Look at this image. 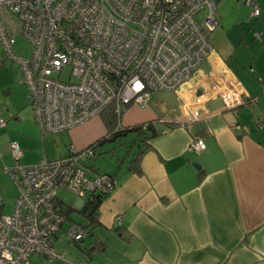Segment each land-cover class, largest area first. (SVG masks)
Wrapping results in <instances>:
<instances>
[{
	"label": "crops",
	"instance_id": "crops-1",
	"mask_svg": "<svg viewBox=\"0 0 264 264\" xmlns=\"http://www.w3.org/2000/svg\"><path fill=\"white\" fill-rule=\"evenodd\" d=\"M234 2L239 9L229 8L227 0L214 1L218 28L210 35L212 51L180 89L153 92L148 107L131 105L112 125L100 114L103 123L75 127L74 135L55 133L67 155L71 146L84 149L115 126L152 121L158 133L145 144L129 136L136 150L131 147L118 157L114 172L104 173L115 180L99 206V231L64 251L69 241L64 233L56 235L53 244L61 242L56 251L65 264H264V18L248 27L254 18L243 15L240 0ZM258 6L260 18L264 0ZM1 74L0 118L6 124L0 127V216H9L17 194L9 143L19 144L20 164L44 158L29 145L39 131L22 76L10 84ZM215 84L240 85L254 102L235 109H225L218 98L197 103L196 93ZM193 112L198 117L187 122ZM127 134L102 145L123 143ZM193 139L205 143L199 153L187 150ZM45 157L61 154L50 151ZM71 221L69 216L65 224Z\"/></svg>",
	"mask_w": 264,
	"mask_h": 264
},
{
	"label": "built area",
	"instance_id": "built-area-1",
	"mask_svg": "<svg viewBox=\"0 0 264 264\" xmlns=\"http://www.w3.org/2000/svg\"><path fill=\"white\" fill-rule=\"evenodd\" d=\"M244 2L251 16L260 15L255 0ZM204 8L208 13L200 20ZM215 13L213 0H0V46L19 65L40 132L57 133L110 105L117 113L131 105L146 108L153 92L180 89L212 51ZM18 34L31 44L27 59L13 54ZM196 94L197 103L218 98L225 109L254 102L240 85L215 84ZM5 124L0 118V127ZM204 148L202 139H193L187 150ZM9 149L17 194L12 214L0 216V264H35L31 255L64 261L54 249L58 232L74 243L88 231L74 221L63 227L67 216L57 191L73 192L82 206L88 195L109 192L115 179L84 164L96 155V145L71 146L66 157L33 165L20 164L16 141Z\"/></svg>",
	"mask_w": 264,
	"mask_h": 264
},
{
	"label": "rangeland",
	"instance_id": "rangeland-1",
	"mask_svg": "<svg viewBox=\"0 0 264 264\" xmlns=\"http://www.w3.org/2000/svg\"><path fill=\"white\" fill-rule=\"evenodd\" d=\"M256 1L259 5V3L261 4L262 0L261 1L256 0ZM227 3H228L229 8L234 9V10L236 8L239 9V6H237L235 4L234 0H227ZM240 4H241V7H240L241 12L243 13V15L246 14V16H248L249 12L251 11V6L246 4L244 2V0H240ZM216 6H217V4H215V8H216ZM261 9H262V11H264V8L261 7ZM207 13H208V9L204 8L200 13H198L197 18L201 20ZM253 18L254 19L250 20V22L248 23V27H250L251 24H254V26H255L256 22L258 23V21L261 18H264V14H262L260 18L259 17L258 18L253 17ZM216 27L218 28V24L216 25ZM216 27L213 29V31L216 29ZM212 32L209 34V41H211L210 35L212 34ZM234 32H236V30L231 29L229 33L232 34ZM255 33H256V35L259 36V37H256L255 41L261 42L259 32H255ZM12 50H13L14 55L21 57V58H24V59H27V58H29L30 53H31V44L29 43V41L27 39H25L23 37V35L18 34L16 36L15 43L12 47ZM3 56H4V53L2 52V47L0 46V60L3 59ZM0 69H2L4 71V72H2V74L0 73L3 77L2 82H5V78L8 80V82L10 84L14 80H16V78H17L18 82L20 81V78H21L20 75L21 74L19 71V65L15 60L10 59V58H5L2 62H0ZM67 74H68V69H65L63 74H62V79H65L67 77ZM25 86H23V89L25 90V94L28 95L29 89H28L27 85H25ZM27 89H28V91H27ZM98 119L101 123H103L100 114H97V115H94V116L90 117L89 119L85 120L84 122L69 128L70 133L72 135H74L76 133V131H74L75 127H80L81 125H84L87 123H93L95 121H98ZM34 124L36 125V127L38 128V131L40 132V129L37 126V124L36 123H34ZM39 132H38V137H35V139L33 141H29V145L31 146V148L33 150H36L38 153H40L41 158L43 157L44 159H46L45 154L47 152L50 153V151H53V154L54 153L58 154V152H60L61 157L67 155V148L62 143L63 148L60 149V143H59V140H57L55 133H42V132L39 133ZM129 136L137 137V135L134 133L133 134H127L125 136V138H122L123 143H119L118 140H116L114 142H107L106 144L99 146L97 148V150H98L97 154L93 159H89L88 157H86V158H84V161L86 162V164H88L90 162L92 168L94 170H97V172L100 174L114 172L115 169L117 168V165H118L117 164L118 157H122L131 147H133L134 150H136V148L132 145V140L129 139L130 138ZM111 147L114 148V151L108 152V149ZM52 148H54V149L51 150ZM77 150H79V149H77ZM12 182H13V180H12ZM13 184H14V182H13ZM14 186L16 187L15 184H14ZM57 197L62 203L69 205L71 207L75 206L77 201L79 200L73 192H70L68 190H58L57 191ZM9 209H10L9 207H6L4 213H7V211ZM70 218L77 223H84L85 222L84 218L76 211H72L70 213ZM67 225H68V223H66L63 227H65ZM97 229H98V227H95L93 230H97ZM97 231H99V230H97ZM61 234H63L62 230L58 233V236H59L58 238L62 237ZM63 240L64 241L67 240L65 236H64ZM68 246H69V248H72L73 244L68 242L65 245V247H63V251ZM60 247H61V242L56 241L54 244L55 251L57 250L56 248L59 249ZM30 260L33 261L35 264H60V263L65 264L64 261H61V260H48V259L44 260L40 256H37V255H31ZM64 260H65V257H64Z\"/></svg>",
	"mask_w": 264,
	"mask_h": 264
},
{
	"label": "trees",
	"instance_id": "trees-1",
	"mask_svg": "<svg viewBox=\"0 0 264 264\" xmlns=\"http://www.w3.org/2000/svg\"><path fill=\"white\" fill-rule=\"evenodd\" d=\"M122 113L123 112L117 113L115 111V109L113 108V105H110L104 111H102L100 114L102 116H104V118L108 124L112 125L115 121L117 122L120 119ZM172 125L174 126V124H170L169 128H172L173 127ZM115 127L113 129H111L107 135L100 137L99 139L95 140L94 142H92L88 146L96 145L98 148L100 145H102L106 141L113 140L115 138H120L121 136H123L127 133H132V132L134 134H136L137 137L141 138V141L145 144L147 139L158 134L157 131L155 130V127H154L152 121L144 122V123L137 124V125H134L131 127H116V128ZM68 153H69V150H68ZM64 157H66V156H64ZM60 158H63V157H60ZM93 158H91V159H93ZM135 160L137 161L138 158L136 157ZM84 164H86V162ZM86 165H87V167H89L90 169L95 171L92 168L90 162ZM107 175H109V174H107ZM109 176H111V175H109ZM105 196H106V194L102 193V192L90 194L86 197L83 205L80 208H72L71 206L63 203V207H64L63 213L67 217H69L70 213L72 211L78 212L85 219L86 223L84 224V226H86L88 233L91 234L93 232V229L95 227L99 226L98 210H99V206L102 202V199ZM80 242H74L72 244L80 247L79 246Z\"/></svg>",
	"mask_w": 264,
	"mask_h": 264
},
{
	"label": "water",
	"instance_id": "water-1",
	"mask_svg": "<svg viewBox=\"0 0 264 264\" xmlns=\"http://www.w3.org/2000/svg\"><path fill=\"white\" fill-rule=\"evenodd\" d=\"M195 166H196L197 168H199V166H198V165H196V164H195Z\"/></svg>",
	"mask_w": 264,
	"mask_h": 264
}]
</instances>
